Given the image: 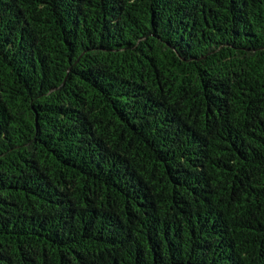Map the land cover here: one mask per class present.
<instances>
[{
    "label": "trees",
    "instance_id": "16d2710c",
    "mask_svg": "<svg viewBox=\"0 0 264 264\" xmlns=\"http://www.w3.org/2000/svg\"><path fill=\"white\" fill-rule=\"evenodd\" d=\"M0 264H264V0H0Z\"/></svg>",
    "mask_w": 264,
    "mask_h": 264
}]
</instances>
